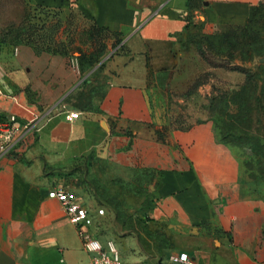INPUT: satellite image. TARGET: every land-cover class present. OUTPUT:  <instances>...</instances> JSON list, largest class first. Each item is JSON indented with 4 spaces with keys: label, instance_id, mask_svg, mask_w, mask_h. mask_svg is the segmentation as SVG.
<instances>
[{
    "label": "crops",
    "instance_id": "1",
    "mask_svg": "<svg viewBox=\"0 0 264 264\" xmlns=\"http://www.w3.org/2000/svg\"><path fill=\"white\" fill-rule=\"evenodd\" d=\"M43 1L52 0L32 3ZM76 7L122 37L96 69L105 79H90L62 54L0 44V113L35 118L24 150L0 158V264H92L94 253L47 195L67 187L60 172L79 175L86 161L90 175L99 161L107 176L136 184L137 212L116 216L111 201L106 225L90 227L104 247L128 245V264H175V253L191 264H264V191L250 182L241 154L209 118L180 127L158 120L195 24L207 32L241 27L264 16V0H77ZM124 200L121 207L130 206Z\"/></svg>",
    "mask_w": 264,
    "mask_h": 264
},
{
    "label": "rangeland",
    "instance_id": "2",
    "mask_svg": "<svg viewBox=\"0 0 264 264\" xmlns=\"http://www.w3.org/2000/svg\"><path fill=\"white\" fill-rule=\"evenodd\" d=\"M34 1L0 0V44L12 51L18 46H34L60 52L67 65L86 69L90 79H105L96 72L99 66L92 69L119 49L121 35L96 28L77 9V0ZM181 55L176 85L169 88L167 112L158 114L159 122L180 127L209 118L217 137L241 154L250 182L256 179L264 191V16L241 27L218 26L211 32L196 23ZM86 162L79 175L60 172L58 178L69 187L66 189L77 187L73 191L76 196L94 198L107 207L108 202H116V207H111L116 216L137 212L131 204L136 184L123 182L121 176H107L105 164L99 161L98 173L90 175ZM122 200L130 206L121 207ZM108 217L105 208L101 227ZM115 245L121 260L128 264L130 257L124 251L128 245L125 249ZM164 263H169L167 258Z\"/></svg>",
    "mask_w": 264,
    "mask_h": 264
},
{
    "label": "built area",
    "instance_id": "3",
    "mask_svg": "<svg viewBox=\"0 0 264 264\" xmlns=\"http://www.w3.org/2000/svg\"><path fill=\"white\" fill-rule=\"evenodd\" d=\"M77 115V111H74L69 117L75 118ZM34 120L35 118L24 120L15 114L0 113V158L24 150L26 135L33 129ZM47 195L59 201L69 222L76 227L84 250L94 253L92 264H125L112 240H107L104 247L90 231L92 226L100 227L99 220L105 214L104 206L88 204L63 187L52 188ZM169 260L191 264L186 253L172 254Z\"/></svg>",
    "mask_w": 264,
    "mask_h": 264
},
{
    "label": "trees",
    "instance_id": "4",
    "mask_svg": "<svg viewBox=\"0 0 264 264\" xmlns=\"http://www.w3.org/2000/svg\"><path fill=\"white\" fill-rule=\"evenodd\" d=\"M36 53H40V52H48V53H51V54H62V53H60V52H54V51H49L48 49H38L37 47H34V46H32L31 47ZM62 55H64V54H62ZM94 62V61H93ZM93 62H90V63H88V65L89 66H91L92 64H93ZM102 67V65L100 64L99 65V69ZM80 70H81V72H84L86 69H81L80 68ZM86 86V82L83 80V82L78 86V88H84ZM255 181H256V179H254ZM258 181H263V179H258ZM100 205H102V206H104L103 204H100Z\"/></svg>",
    "mask_w": 264,
    "mask_h": 264
},
{
    "label": "water",
    "instance_id": "5",
    "mask_svg": "<svg viewBox=\"0 0 264 264\" xmlns=\"http://www.w3.org/2000/svg\"><path fill=\"white\" fill-rule=\"evenodd\" d=\"M105 59L101 60L92 70H94L96 67H98ZM83 80V79H82Z\"/></svg>",
    "mask_w": 264,
    "mask_h": 264
}]
</instances>
